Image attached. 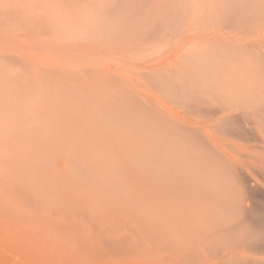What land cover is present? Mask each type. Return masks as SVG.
<instances>
[{
  "label": "rangeland",
  "instance_id": "1",
  "mask_svg": "<svg viewBox=\"0 0 264 264\" xmlns=\"http://www.w3.org/2000/svg\"><path fill=\"white\" fill-rule=\"evenodd\" d=\"M114 2L164 38L74 52L0 0V264H264V0Z\"/></svg>",
  "mask_w": 264,
  "mask_h": 264
},
{
  "label": "bare ground",
  "instance_id": "2",
  "mask_svg": "<svg viewBox=\"0 0 264 264\" xmlns=\"http://www.w3.org/2000/svg\"><path fill=\"white\" fill-rule=\"evenodd\" d=\"M163 3L160 0L158 4L157 21L159 14H165ZM181 4L183 11L186 12L187 0H181ZM13 7V17L17 28L23 19L28 25L31 23L36 31L40 32L38 34L48 35L46 37L53 36L52 39L49 38L51 40H57L56 37H66L69 39L67 40L68 43L65 41L67 46L69 45L68 49L72 48L74 52H95V50H115L126 47L130 49L152 48L155 45L154 35L164 38L167 33L160 35L158 33L159 23L154 24V22L151 24L146 22L147 26L144 29L142 27L136 29L130 26L132 30L129 28V33L124 32L126 27V31H128V26L123 23L126 27L123 26L122 30H118V27L114 26L117 23L115 19L113 22L111 17L109 19L108 15V18L105 15L112 9L113 12L115 9V12L118 13L119 4L113 3V0H13ZM115 17L118 18L117 21L121 20L117 14ZM118 22L122 23L123 18ZM121 23H118V26L123 25ZM140 28L141 31H139ZM163 29L170 28L165 27ZM60 40L62 39L60 38ZM62 46L60 48H66V46Z\"/></svg>",
  "mask_w": 264,
  "mask_h": 264
}]
</instances>
